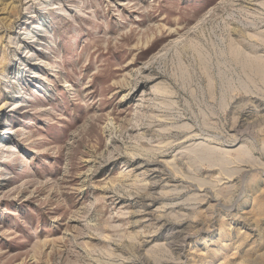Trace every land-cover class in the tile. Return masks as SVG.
I'll return each mask as SVG.
<instances>
[{
	"label": "rangeland",
	"instance_id": "1",
	"mask_svg": "<svg viewBox=\"0 0 264 264\" xmlns=\"http://www.w3.org/2000/svg\"><path fill=\"white\" fill-rule=\"evenodd\" d=\"M0 264H264V0H0Z\"/></svg>",
	"mask_w": 264,
	"mask_h": 264
}]
</instances>
